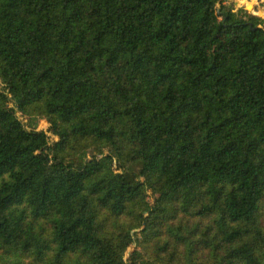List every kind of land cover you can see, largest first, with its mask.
<instances>
[{
    "label": "trees",
    "instance_id": "1",
    "mask_svg": "<svg viewBox=\"0 0 264 264\" xmlns=\"http://www.w3.org/2000/svg\"><path fill=\"white\" fill-rule=\"evenodd\" d=\"M0 264H264L263 18L0 0Z\"/></svg>",
    "mask_w": 264,
    "mask_h": 264
},
{
    "label": "rangeland",
    "instance_id": "2",
    "mask_svg": "<svg viewBox=\"0 0 264 264\" xmlns=\"http://www.w3.org/2000/svg\"><path fill=\"white\" fill-rule=\"evenodd\" d=\"M225 2L232 4L235 8H237L239 6H243L248 11L261 16L264 20V0H225ZM18 115L24 121L26 120L24 115H21L20 112H18ZM48 126H49V123L44 118H41L37 123L38 128L44 129L48 134H50V137H54L53 134L50 133ZM115 166L116 165H114V167ZM137 230H138L137 227L132 229L133 232H135ZM134 237H135V235H134ZM131 249H132V246L130 249L126 250L125 254L127 255ZM139 250H140V253L142 255V258H145L144 250L141 248Z\"/></svg>",
    "mask_w": 264,
    "mask_h": 264
}]
</instances>
